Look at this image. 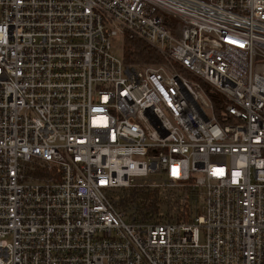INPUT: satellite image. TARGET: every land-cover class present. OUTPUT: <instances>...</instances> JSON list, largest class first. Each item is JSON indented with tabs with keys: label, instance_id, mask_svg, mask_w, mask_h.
I'll use <instances>...</instances> for the list:
<instances>
[{
	"label": "built area",
	"instance_id": "obj_1",
	"mask_svg": "<svg viewBox=\"0 0 264 264\" xmlns=\"http://www.w3.org/2000/svg\"><path fill=\"white\" fill-rule=\"evenodd\" d=\"M0 264H264V0H0Z\"/></svg>",
	"mask_w": 264,
	"mask_h": 264
},
{
	"label": "trees",
	"instance_id": "obj_2",
	"mask_svg": "<svg viewBox=\"0 0 264 264\" xmlns=\"http://www.w3.org/2000/svg\"><path fill=\"white\" fill-rule=\"evenodd\" d=\"M169 28L172 30L171 27ZM123 61L125 64H158L162 62V58L156 50L141 40L127 38L123 47ZM127 200L132 201L138 210L141 208L158 210L160 204V199L155 191L138 193L135 189H131Z\"/></svg>",
	"mask_w": 264,
	"mask_h": 264
},
{
	"label": "rangeland",
	"instance_id": "obj_3",
	"mask_svg": "<svg viewBox=\"0 0 264 264\" xmlns=\"http://www.w3.org/2000/svg\"><path fill=\"white\" fill-rule=\"evenodd\" d=\"M127 39V38H125ZM125 39H121L119 38L117 41H116V45H115V52H116V55L121 58L123 57V47H124V42H125ZM144 43V42H143ZM146 44V43H145ZM147 45V44H146ZM149 46V45H147ZM150 47V46H149ZM151 48V47H150ZM140 65H143V64H140ZM136 189V188H135ZM136 190H140L142 191V189H136ZM143 192V191H142ZM169 208V207H168ZM168 208H165L164 207V210H167ZM163 211V209H162Z\"/></svg>",
	"mask_w": 264,
	"mask_h": 264
}]
</instances>
